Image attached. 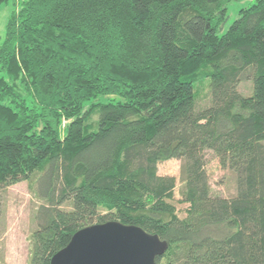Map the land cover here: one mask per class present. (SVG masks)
Returning <instances> with one entry per match:
<instances>
[{"label":"trees","instance_id":"1","mask_svg":"<svg viewBox=\"0 0 264 264\" xmlns=\"http://www.w3.org/2000/svg\"><path fill=\"white\" fill-rule=\"evenodd\" d=\"M233 1L0 0L13 5L0 188L26 181L43 201L27 264H50L77 230L107 221L165 240L156 264H264V0L221 32ZM206 151L234 174L232 196L212 192ZM170 159L185 218L169 202L175 179L158 174Z\"/></svg>","mask_w":264,"mask_h":264},{"label":"rangeland","instance_id":"2","mask_svg":"<svg viewBox=\"0 0 264 264\" xmlns=\"http://www.w3.org/2000/svg\"><path fill=\"white\" fill-rule=\"evenodd\" d=\"M253 0H237L228 4L227 21L221 32L227 30L231 23L238 17V10L247 6ZM13 5L9 2L0 7V43L3 40L5 24ZM238 90L243 95L251 91L248 81L241 82ZM198 94L197 106L203 108L209 104L210 92L204 81L196 85ZM96 117L92 113L89 123H93ZM205 170L209 177V183L213 193L230 197L235 193V176L227 170L221 169L218 158L211 152L204 153ZM180 165L178 159H170L159 163L158 174L175 179L173 199L169 200L174 212L179 218L186 217L188 204L181 201L180 190ZM43 201L36 197L29 189L28 182L20 181L8 187L0 188V264H27L31 248L30 236L36 229L33 213Z\"/></svg>","mask_w":264,"mask_h":264},{"label":"water","instance_id":"3","mask_svg":"<svg viewBox=\"0 0 264 264\" xmlns=\"http://www.w3.org/2000/svg\"><path fill=\"white\" fill-rule=\"evenodd\" d=\"M168 248L158 234L119 221L94 223L77 230L53 254L50 264H156Z\"/></svg>","mask_w":264,"mask_h":264}]
</instances>
